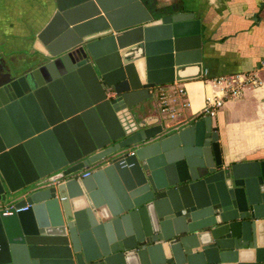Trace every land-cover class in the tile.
I'll return each instance as SVG.
<instances>
[{"label":"water","instance_id":"obj_1","mask_svg":"<svg viewBox=\"0 0 264 264\" xmlns=\"http://www.w3.org/2000/svg\"><path fill=\"white\" fill-rule=\"evenodd\" d=\"M202 46L193 12L56 0L37 51L0 66V202L28 206L0 209V264H264V159L227 164L213 117L155 112Z\"/></svg>","mask_w":264,"mask_h":264},{"label":"crops","instance_id":"obj_2","mask_svg":"<svg viewBox=\"0 0 264 264\" xmlns=\"http://www.w3.org/2000/svg\"><path fill=\"white\" fill-rule=\"evenodd\" d=\"M114 2V0L112 1ZM153 17L177 12H193L202 22L201 63L178 69L175 82L188 92L190 106L176 121L160 110L156 89L152 101L155 112L171 128L179 129L201 119V111L211 87L207 77L257 70L264 59V0H141ZM56 0H0V66L5 60L35 52L37 34L53 16ZM262 83L250 87L241 98L229 99L213 117L219 130L225 162L264 159V71ZM66 89L64 96H73ZM0 202L4 206L8 202Z\"/></svg>","mask_w":264,"mask_h":264},{"label":"built area","instance_id":"obj_3","mask_svg":"<svg viewBox=\"0 0 264 264\" xmlns=\"http://www.w3.org/2000/svg\"><path fill=\"white\" fill-rule=\"evenodd\" d=\"M262 71H264V59L261 60L257 70L254 72L223 74L206 79V82L211 87V93L207 95L200 114L215 117L227 100L241 98L248 88L262 83V79L260 78V72ZM155 89L161 112L167 115L172 121L178 120L183 110L191 104L187 89L179 82L162 84ZM182 125L183 122H180V124H176L173 128L179 129ZM109 162L110 158L105 157L91 164L88 168L76 171L68 176L60 173L48 185L64 182L70 177H87L91 175L94 169ZM27 208L28 206L17 208L15 201H10L4 206H0L3 215H10L15 211H21Z\"/></svg>","mask_w":264,"mask_h":264},{"label":"bare ground","instance_id":"obj_4","mask_svg":"<svg viewBox=\"0 0 264 264\" xmlns=\"http://www.w3.org/2000/svg\"><path fill=\"white\" fill-rule=\"evenodd\" d=\"M112 1H113V0H105V3H106L107 5H110V3H112Z\"/></svg>","mask_w":264,"mask_h":264},{"label":"trees","instance_id":"obj_5","mask_svg":"<svg viewBox=\"0 0 264 264\" xmlns=\"http://www.w3.org/2000/svg\"><path fill=\"white\" fill-rule=\"evenodd\" d=\"M209 77H207L206 79H208ZM211 78V77H210Z\"/></svg>","mask_w":264,"mask_h":264}]
</instances>
